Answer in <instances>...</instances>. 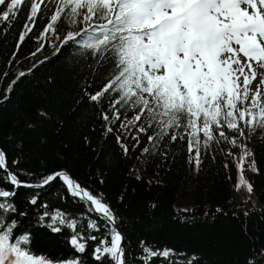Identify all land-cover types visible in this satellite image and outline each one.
<instances>
[{
  "label": "trees",
  "instance_id": "1",
  "mask_svg": "<svg viewBox=\"0 0 264 264\" xmlns=\"http://www.w3.org/2000/svg\"><path fill=\"white\" fill-rule=\"evenodd\" d=\"M53 9L49 4L42 11L18 50L29 5L19 10L11 27L4 23L6 31H0V146L9 154V163L19 160L18 169L26 173L67 170L82 186L101 194L118 214L129 241L126 257L130 251L133 264H142L141 240L153 248L195 254L198 261L194 264H246L264 249V129H245L246 136L241 137L223 128L228 140L217 137L218 142L202 149L198 169L189 163L186 136L175 142L165 136L150 144L147 137L157 129L155 125L147 128L146 121L147 133L140 135V143L134 147L136 142L125 138L118 128L119 121L101 119L102 111L111 116L108 104L118 94L108 93L99 102L89 99L116 72L114 61L71 41L62 46L69 31H80L79 24L69 25L63 18L56 25L59 39H37ZM42 44L43 49L37 51ZM21 72L27 75L19 77ZM121 111L122 119L125 114L132 118L131 109ZM107 124H112L113 132L106 131ZM117 136L127 145L126 153ZM234 136L236 146L229 142ZM242 145L251 153L243 170L252 185L251 193L246 186H237L236 164ZM34 191L42 193L40 199L49 204V210L60 208L75 217L86 214L81 221L86 235L98 234L87 228V218L96 220L99 234L104 233L106 222L88 212L90 205L69 196L60 182L44 189L20 188L16 206L27 216L19 217L18 231H31L34 254L53 264L77 255L68 243L70 229L53 234L40 226L38 216L43 210L27 203ZM92 247L94 243L81 254L85 264H98ZM105 264L111 262L106 258ZM151 264L166 262L156 258Z\"/></svg>",
  "mask_w": 264,
  "mask_h": 264
},
{
  "label": "snow or ice",
  "instance_id": "2",
  "mask_svg": "<svg viewBox=\"0 0 264 264\" xmlns=\"http://www.w3.org/2000/svg\"><path fill=\"white\" fill-rule=\"evenodd\" d=\"M25 4L29 12L17 50L36 27L37 17L52 4L54 9L38 40L59 39L56 25L63 18L69 25L79 24L80 31H69L62 46L71 41L114 61L116 72L89 99L99 102L108 93L118 94L108 104L111 116L102 111L101 119L119 121L118 128L125 138L136 142L134 147L139 145L140 135L155 125L157 131L147 137L148 142L155 144L165 136L175 142L186 136L189 163L198 169L202 149L218 142L217 137L228 140L223 128L241 137L246 136L245 129H264V0H0V31H6L4 23L11 27ZM42 49L43 44L37 51ZM257 69L260 79L253 90ZM25 75L19 73V77ZM122 109H131L132 118L125 114L122 119ZM106 131L113 132L112 124H107ZM117 142L125 153L129 150L122 137L117 136ZM229 142L236 146L237 138ZM241 148L237 186H246L251 193L252 185L243 176L244 161L251 153L246 145ZM18 164L17 159L9 163V154L0 146V264H53L31 251L30 230L18 231L19 217L27 213L18 210L15 197L20 188L44 189L54 182H60L69 196L85 202L86 207L90 205L88 212L106 222L104 233L99 234L96 220L87 218V228L98 234L86 235L81 222L86 214L75 217L60 208L49 210V204L40 199L42 193L34 191L27 203L43 210L38 216L40 226L53 234L71 230L67 239L77 255L59 264H85L81 254L92 243V257L98 264H105L106 258L111 264H133L130 251L126 257L129 241L118 214L101 194L82 186L67 170L26 173ZM139 246L142 264H151L156 258L166 264L198 261L195 254L153 248L144 240ZM246 264H264V249Z\"/></svg>",
  "mask_w": 264,
  "mask_h": 264
},
{
  "label": "rangeland",
  "instance_id": "3",
  "mask_svg": "<svg viewBox=\"0 0 264 264\" xmlns=\"http://www.w3.org/2000/svg\"><path fill=\"white\" fill-rule=\"evenodd\" d=\"M80 12H81V15L79 16V18H83V14H84V12H85V10H80ZM246 71H247V69H246ZM259 81V80H258ZM258 81H253V84H252V89L253 90H255V86H256V83L258 82ZM262 91H264V89H262Z\"/></svg>",
  "mask_w": 264,
  "mask_h": 264
},
{
  "label": "bare ground",
  "instance_id": "4",
  "mask_svg": "<svg viewBox=\"0 0 264 264\" xmlns=\"http://www.w3.org/2000/svg\"><path fill=\"white\" fill-rule=\"evenodd\" d=\"M260 71H261L260 69H257L258 76H257V80H256V81H258V80L260 79V76H259V72H260Z\"/></svg>",
  "mask_w": 264,
  "mask_h": 264
}]
</instances>
